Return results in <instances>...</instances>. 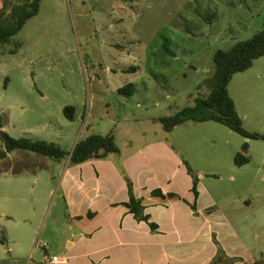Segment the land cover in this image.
<instances>
[{
    "label": "rangeland",
    "instance_id": "rangeland-1",
    "mask_svg": "<svg viewBox=\"0 0 264 264\" xmlns=\"http://www.w3.org/2000/svg\"><path fill=\"white\" fill-rule=\"evenodd\" d=\"M263 15L264 0H41L37 14L0 53L3 130L15 138L53 141L66 150L74 139L107 127L123 134L128 127L142 129L150 136L144 119L137 124L123 119L172 115L193 105L195 97L208 92L204 79L213 72L214 52L258 31ZM14 46V52L7 51ZM99 80L109 90L96 84ZM130 80H137L138 91H116ZM227 88L243 127L264 135V55L233 74ZM65 106H73L77 117L67 118ZM82 112L87 118L80 117ZM205 124L188 120L169 137L201 152L194 165L206 172L204 181L225 204L229 201L228 207L238 203L233 196L244 197L237 214L263 221L264 139L247 140L248 163L241 167L233 160L246 139L230 131L236 150L221 162L224 138L214 137ZM8 154L0 158V169L22 171V188L42 198V205H62L54 195V158L22 149ZM228 166L246 181H228ZM0 236L6 240L1 227Z\"/></svg>",
    "mask_w": 264,
    "mask_h": 264
},
{
    "label": "crops",
    "instance_id": "crops-1",
    "mask_svg": "<svg viewBox=\"0 0 264 264\" xmlns=\"http://www.w3.org/2000/svg\"><path fill=\"white\" fill-rule=\"evenodd\" d=\"M137 80L126 82L133 84L126 94L138 91ZM96 84L109 90L107 82ZM160 116L164 115L123 119L136 124L144 119L152 131L150 136L146 130L130 127L124 134L113 127L89 131L87 135H114L119 151L104 158L78 164H70L68 156L55 159L52 177L57 182L54 195L62 203L59 206L55 202L50 207L42 205V198L28 194L22 188V171L13 173L10 166L0 169V227L7 240L6 244L0 242V264H209L217 256V264H264V220L251 221L247 215L237 214L244 197L233 196L231 200L238 203L228 207L229 201L225 204L204 181L206 172L194 165L201 152L196 154L169 137L178 125L191 119L165 131L157 120ZM80 117H86L84 112ZM196 122L207 123L204 127L214 137L224 138L225 159L219 160L228 161L236 150L233 130L213 120ZM85 123V127L90 125ZM185 162L197 174L196 196ZM227 169L228 181H246L232 167ZM127 179L148 220L137 219L126 205ZM155 189L161 194L153 193ZM54 255L60 260L50 261Z\"/></svg>",
    "mask_w": 264,
    "mask_h": 264
},
{
    "label": "trees",
    "instance_id": "trees-1",
    "mask_svg": "<svg viewBox=\"0 0 264 264\" xmlns=\"http://www.w3.org/2000/svg\"><path fill=\"white\" fill-rule=\"evenodd\" d=\"M41 0H2L0 7V53L4 49V44L9 42L25 24V22L37 14ZM17 46L7 49L14 52ZM264 55V15L262 27L254 32L250 37L235 41L227 49H217L213 54L214 69L210 76L204 79L208 88L206 95L197 96L194 104L183 107L172 115H164L157 118L161 122L165 131L171 130L175 125L191 119L194 121L213 120L222 123L231 130L240 134L246 139H264V135L245 129L242 119L238 114L234 101L228 92V83L233 74L248 69L253 60ZM133 84L126 83L117 89L119 92L128 93V89ZM73 106L63 108L64 115L72 119ZM0 158H5L7 153L14 149L34 151L54 159L68 156L70 164H78L92 158H104L109 153L118 152L112 133L100 134L92 133L84 138H80L74 144L72 150H66L58 143L39 138L21 136L15 138L2 129L0 121ZM248 148L247 141L241 144L240 151L234 156L236 165H243L248 162L245 154ZM189 174L193 178L192 191L197 195V174L185 162ZM129 200L126 205L137 219L148 220L149 216L144 212V207L140 200L135 197L131 181L127 179ZM155 194H161L159 189L153 190ZM151 228H155V223L149 222ZM0 242L5 244L6 240L0 236ZM218 256L209 264H217Z\"/></svg>",
    "mask_w": 264,
    "mask_h": 264
},
{
    "label": "built area",
    "instance_id": "built-area-1",
    "mask_svg": "<svg viewBox=\"0 0 264 264\" xmlns=\"http://www.w3.org/2000/svg\"><path fill=\"white\" fill-rule=\"evenodd\" d=\"M44 246L47 247L48 245L46 243H44ZM59 260H60V258L58 256H56V255H54V256H52L50 258V261H52V262H56V261H59Z\"/></svg>",
    "mask_w": 264,
    "mask_h": 264
}]
</instances>
